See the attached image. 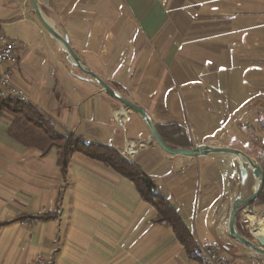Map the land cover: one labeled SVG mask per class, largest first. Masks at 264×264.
Segmentation results:
<instances>
[{
    "label": "crops",
    "instance_id": "1",
    "mask_svg": "<svg viewBox=\"0 0 264 264\" xmlns=\"http://www.w3.org/2000/svg\"><path fill=\"white\" fill-rule=\"evenodd\" d=\"M38 3L93 73L147 111L170 147L236 149L263 170L264 0ZM19 25L29 29L10 37L5 28ZM0 31L20 44L14 86L61 134L118 152L127 140L148 143L132 163L194 241L217 243L236 264H264L228 232L234 201L256 190L252 176L242 188L238 159L163 151L139 115L72 65L29 0H0ZM8 128L0 119V222L46 213L57 218L0 227V264H200L171 228L155 222L157 211L129 179L79 153L64 176L56 149L43 156L10 138Z\"/></svg>",
    "mask_w": 264,
    "mask_h": 264
},
{
    "label": "trees",
    "instance_id": "2",
    "mask_svg": "<svg viewBox=\"0 0 264 264\" xmlns=\"http://www.w3.org/2000/svg\"><path fill=\"white\" fill-rule=\"evenodd\" d=\"M0 119L9 122L8 136L24 147L35 149L43 156L47 155L52 149H56L58 151L57 164L64 176L68 173L72 157L79 153L102 163L117 174L129 179L136 186L141 198L157 211L155 222L161 226L171 228L188 256L197 261L194 252V239L177 211L165 197L158 193L155 184L144 174L142 169L124 158L120 152L102 145L88 144L82 138L73 135H63L58 131L54 121L36 106L30 103L18 102L2 93H0ZM260 162L264 172V155ZM257 204L264 205V187L258 197ZM56 218V214L48 213L35 216L23 215L13 221L0 222V227L16 221L34 224ZM237 227L240 235L250 239L247 231L245 228H241L239 222Z\"/></svg>",
    "mask_w": 264,
    "mask_h": 264
},
{
    "label": "water",
    "instance_id": "3",
    "mask_svg": "<svg viewBox=\"0 0 264 264\" xmlns=\"http://www.w3.org/2000/svg\"><path fill=\"white\" fill-rule=\"evenodd\" d=\"M30 5L43 26L46 32L55 40H57L64 48L66 54L71 60L72 65L82 73L86 78H90L113 99L121 103L128 110L139 115L144 121L146 128L148 129L151 138L156 144L166 153L172 156L182 155L187 157H200L216 154H224L235 157L239 160V171L242 180V188L245 187L249 176H252L256 183L255 192L247 198H243L242 195L236 198L232 205L230 212L229 223H228V232L232 239L238 241L240 244L245 246L247 249L252 251L254 254L264 258V236L257 237V243L252 242L250 239L239 234L237 230V222L239 218L240 210L244 207L252 206L261 194L264 187V172L260 165H258L252 158L242 151L223 148V147H213L202 145L194 149H183V148H173L170 147L161 137L156 125L152 121L150 115L143 108L135 105L130 100L121 96L117 93L108 83L102 80L99 76L93 73L87 65L78 57L75 51L72 49L68 37L64 36L58 32L55 27L48 21L45 17L42 9L39 6L38 0H29Z\"/></svg>",
    "mask_w": 264,
    "mask_h": 264
},
{
    "label": "built area",
    "instance_id": "4",
    "mask_svg": "<svg viewBox=\"0 0 264 264\" xmlns=\"http://www.w3.org/2000/svg\"><path fill=\"white\" fill-rule=\"evenodd\" d=\"M19 47L20 44L18 42L10 39L0 31V93L18 102L28 103L25 93L13 84L12 67L18 65L17 51ZM115 117L119 123L125 122V118L120 115V112H117ZM88 144L100 145L99 143ZM147 146L148 143L144 141L127 140L125 147L120 153L128 161L132 162L140 151ZM255 203H258V200ZM239 217L250 236V240L257 243V237L264 236V205L255 204L250 207H244L240 210ZM194 244V252L200 264H236L233 260L223 256L217 243L203 244L199 241H194Z\"/></svg>",
    "mask_w": 264,
    "mask_h": 264
},
{
    "label": "rangeland",
    "instance_id": "5",
    "mask_svg": "<svg viewBox=\"0 0 264 264\" xmlns=\"http://www.w3.org/2000/svg\"><path fill=\"white\" fill-rule=\"evenodd\" d=\"M25 1H27V0H25ZM26 27H30V25L27 24ZM24 28H25V25H19V26H17V30H14L12 27H6L5 29H6L7 33L9 34V36L13 38L16 36L17 32H19V29H21L20 32H26L29 29V28H26L24 31ZM33 33H36V35H38V32H36V30H33Z\"/></svg>",
    "mask_w": 264,
    "mask_h": 264
}]
</instances>
